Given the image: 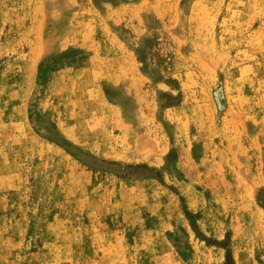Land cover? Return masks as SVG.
Returning a JSON list of instances; mask_svg holds the SVG:
<instances>
[{
	"label": "rangeland",
	"instance_id": "374dc122",
	"mask_svg": "<svg viewBox=\"0 0 264 264\" xmlns=\"http://www.w3.org/2000/svg\"><path fill=\"white\" fill-rule=\"evenodd\" d=\"M0 264H264V0H0Z\"/></svg>",
	"mask_w": 264,
	"mask_h": 264
}]
</instances>
